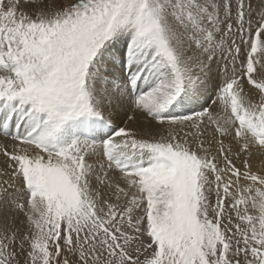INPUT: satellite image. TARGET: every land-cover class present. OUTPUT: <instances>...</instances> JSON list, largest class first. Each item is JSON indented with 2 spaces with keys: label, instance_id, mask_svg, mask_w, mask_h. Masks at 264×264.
I'll use <instances>...</instances> for the list:
<instances>
[{
  "label": "snow or ice",
  "instance_id": "6c2138e0",
  "mask_svg": "<svg viewBox=\"0 0 264 264\" xmlns=\"http://www.w3.org/2000/svg\"><path fill=\"white\" fill-rule=\"evenodd\" d=\"M0 264H264V0H0Z\"/></svg>",
  "mask_w": 264,
  "mask_h": 264
},
{
  "label": "rangeland",
  "instance_id": "374dc122",
  "mask_svg": "<svg viewBox=\"0 0 264 264\" xmlns=\"http://www.w3.org/2000/svg\"><path fill=\"white\" fill-rule=\"evenodd\" d=\"M140 119V118H138ZM125 120H126V116H125ZM121 119L120 118H114V123L116 124V126H121Z\"/></svg>",
  "mask_w": 264,
  "mask_h": 264
},
{
  "label": "bare ground",
  "instance_id": "6f19581e",
  "mask_svg": "<svg viewBox=\"0 0 264 264\" xmlns=\"http://www.w3.org/2000/svg\"><path fill=\"white\" fill-rule=\"evenodd\" d=\"M120 119H121V122L120 123L122 125L124 123V121H125V117H121Z\"/></svg>",
  "mask_w": 264,
  "mask_h": 264
}]
</instances>
